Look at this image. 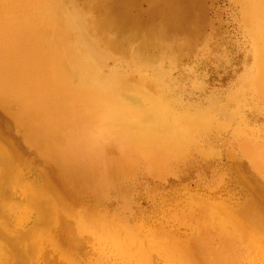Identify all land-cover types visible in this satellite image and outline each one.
Returning <instances> with one entry per match:
<instances>
[{
	"label": "rangeland",
	"instance_id": "374dc122",
	"mask_svg": "<svg viewBox=\"0 0 264 264\" xmlns=\"http://www.w3.org/2000/svg\"><path fill=\"white\" fill-rule=\"evenodd\" d=\"M72 1H62L64 13L83 12L81 10L83 8L78 2L76 0ZM193 1L180 0L184 4L183 25L181 24L180 27H164L163 25L154 27L157 30L156 32L155 29L148 32L147 29L151 25L150 23L156 21H145V18L141 16L138 17L143 20V24L139 28L132 27V21L124 26L118 35V41L121 48L135 51V54H137V62L135 60V63H131L126 59L130 53L129 51L125 52V57L105 51L99 39L89 31H85L83 26L78 24L75 37L79 45L82 42H87L88 46L83 49L82 56L84 57L82 58L91 64L89 72L91 76L87 75L88 77H85L93 84L103 81L114 83V89L122 94V99L139 103L141 101L140 97L136 96L135 92L138 91L147 96L148 89L135 88L130 86L132 84L129 82H126L127 84L122 83L119 78L136 76L138 68H140L142 74L156 85L164 98L174 108L191 109L190 111L194 110L193 112L199 114L208 107L207 109L214 110L221 119L226 121H231L227 106L228 101L237 94V91L243 90L248 96H251V107L248 110L247 123L255 128L260 127L259 129L264 131V101L261 100L251 84L254 76V44L243 22L241 5L235 0ZM141 6L145 7L146 2L141 1ZM187 24L190 25L187 26ZM145 31L153 34L151 36L142 35ZM124 65L127 66V69ZM156 73L160 76H157ZM2 111L0 110V112ZM3 112L2 116L6 114ZM8 114L11 115V113ZM9 116L8 120L4 119L6 115L3 118L4 120L0 119L4 121V124L6 123L5 131L8 132V129L13 130L15 128V133L19 132L17 136L13 133L12 140L15 141L16 139L17 142L21 143H18L19 145H23L22 148L25 146L24 150L26 149L25 152H27L25 154L23 152V157L26 156L27 161L22 156L20 158L22 163H20V159H18L19 162L17 161L16 165L18 168L20 167L18 171L21 173L18 175L20 176L19 182L16 181L18 183L12 181V184L10 181H6L3 183L7 185L1 184L4 188L0 189V196L2 195L0 197L2 201L0 202V238L2 237L0 239V264H7L8 261V264H264V176L250 168L245 157L238 156L239 150H237L236 143L229 135H223L214 143L217 151H219L216 155L205 154L204 151L207 147L201 144L202 152L192 148L188 154L181 155L173 163L172 170L162 175H156V177L145 169H136L128 177L133 181L130 179L121 180L119 190L121 189L122 192H119L118 189H111L108 191L110 194L106 192L105 195L96 197L90 193L86 195L84 193L78 194L74 191V188H67L62 180L63 178L60 179L61 176H57L58 172H56L53 165L46 162L35 142L29 138L21 141L26 135L22 133L23 130L19 125V128L15 127L17 123L12 121L14 119L11 116L9 118ZM9 119H12V124L8 123L10 122ZM136 123L132 122L129 125L130 131H135ZM148 128V138L151 141L161 142L160 145H164L166 143L164 142L165 138L171 134V130L157 127L152 122ZM10 132H8V136L11 134ZM21 133L25 135H21L22 138ZM175 135L176 137H183L185 132L181 131ZM9 139H11V136ZM16 143H13L14 146L18 145ZM0 145H6V143L0 140ZM19 148L21 147L19 146ZM28 150H32L30 151L31 154L28 153ZM233 151L236 153L234 154ZM193 156L194 158H192ZM230 156L232 157L230 158ZM183 157L185 158L182 159ZM240 157L242 160H240ZM38 163L41 165L34 169L33 165L37 167ZM246 163L248 166H246ZM40 166H42V170L39 169ZM43 166L46 169L43 170ZM42 172L52 174L51 179L55 181V183H52V185L55 184L53 186L58 187L59 185H56V183L60 182L58 184L62 189L60 190L58 187L60 191L58 192L55 187L57 190H55L56 196L58 194L59 196L64 195L62 197H66L65 202L68 200L69 204L62 205L58 203L54 194L44 188L43 182L40 180ZM133 174L136 175V179ZM53 175L57 177L54 176V178ZM122 186L125 188L122 189ZM126 187L127 192H130L127 193L129 196H126ZM43 189L45 191L42 194ZM113 191H116L117 195ZM107 193L108 195H106ZM113 194L118 197V200L115 196L113 198ZM118 195H123L124 202L120 200L122 198ZM59 196L57 198H60ZM106 196L107 198H105ZM124 196L131 198L128 201L126 198L125 201ZM199 196L200 199H206L205 203L208 202L207 205L203 204V200H201L202 203L197 201ZM31 199L36 201V204H33ZM88 200L91 202L89 203ZM209 201H212V203L210 204ZM123 203L128 204L125 206ZM218 203L226 207L227 212L216 209ZM45 204L47 206H44ZM52 204L53 206L56 205L54 207L56 213L53 211ZM202 204L204 206H201ZM213 204H216L214 208L211 207ZM43 210L46 212L43 220L37 222L38 213ZM51 214L54 215L56 220H51L53 218ZM225 216L228 217L227 220H225ZM94 217L99 220L97 219V221ZM228 219L231 224L227 223ZM235 221L240 222L242 226ZM234 222L238 225L235 224L239 229L238 231L236 227L233 229ZM107 225H110V227ZM76 227L79 228L76 229ZM242 227L244 229H241ZM115 228L120 231L119 234L114 232L116 231ZM225 229H227V232ZM45 230L49 234L45 233ZM129 230L131 231L129 232ZM243 230L245 237L241 235ZM35 232L38 233L36 238L33 236ZM28 233L30 234L28 235ZM130 233L134 235L131 236ZM30 235H32V240L35 241L27 237ZM116 235L120 236L117 237ZM130 236H135L133 241L132 239L130 241ZM28 240L32 242H28ZM36 240H38V243ZM54 243L58 248L62 245L61 249L54 247ZM29 245L31 251H28L30 249L28 248ZM50 250L52 251L50 252ZM22 251L23 253H21ZM65 254L68 255L67 258ZM14 259L18 261L15 262ZM226 259L228 262H225Z\"/></svg>",
	"mask_w": 264,
	"mask_h": 264
},
{
	"label": "bare ground",
	"instance_id": "6f19581e",
	"mask_svg": "<svg viewBox=\"0 0 264 264\" xmlns=\"http://www.w3.org/2000/svg\"><path fill=\"white\" fill-rule=\"evenodd\" d=\"M62 1L63 0H0V110L5 111H2L4 114L6 113V117L4 118L5 115L3 114L4 116H2V112H0V118L8 120V116L10 115L8 113H11L10 116L14 119L11 120L17 123L15 127L17 128L19 125L23 130L22 133L26 135L20 134V136H25H21V138L23 137L21 141L29 138L35 142L46 162L49 165H53L56 172H58V175L57 173L56 175L59 177L61 176L60 179L63 178L62 180L67 188H74V191L78 194L84 193L86 195L90 193L96 197L105 195V193L111 189H118L120 192L121 189L119 190V187L123 181L122 179L131 180V178L128 177L130 174L132 175L136 169H145L147 172L152 173L153 176L162 175L172 170L173 163L177 161L181 155L188 154L192 148H196L202 152L201 144L207 147L204 151L205 154H218L219 151H217L214 143L223 135H229L236 143L237 150H239L238 156L245 157L250 168L261 174V176H264V131L259 129L260 127L255 128L247 123V114L251 107V96L249 95V97L243 90L237 91V94L232 96L228 101L227 106L231 121H226L221 119L214 110L207 109L208 107L199 114L193 112L194 110L190 111L191 109L183 110L174 108L164 98L156 85L142 74L140 68H138V74L136 76L131 75L126 78L123 77L124 79L119 78L122 83L129 82L132 84L130 86L135 88L142 87L148 89L147 96L141 92H135V95L140 97L141 101L139 103L128 102L125 101L126 99H122V94L114 89V83L103 81L93 84L85 77L87 75L91 76L89 75L91 64L82 58L84 57L82 56V51L88 46L87 42H82L81 45H79L75 37L78 24H80V26L82 25L85 31H89L92 35L96 36L105 51L125 57V52L129 51V49L121 48L118 41V35L124 26H127L129 21H132V27L139 28L141 24H143V20L138 17L141 16L145 18V21H156L155 23H150L151 25H149L147 29L148 32L153 31L155 29L154 27L163 25L164 27H180L181 24L183 25L182 13L184 5L180 0H76L83 8L81 9L83 12H74L75 14H65ZM141 1L146 2L145 7L141 6ZM235 1L238 2L243 9V22L254 44V76L251 84L261 100L264 101V0ZM189 25L187 24V26ZM147 31L142 35L151 36L153 34ZM156 31L155 29V32ZM129 52L126 59L131 63H135L137 54H135L133 50ZM124 67L127 69V66L124 65ZM157 76L160 75L157 74ZM10 116L9 118H11ZM3 120L0 119V122ZM11 120L9 119L10 122H6L10 124ZM132 122H137L135 131L129 130V125ZM151 122L157 127L171 130L170 136L165 138L164 142L166 143L164 145H160L159 143L161 142L151 141L148 138L147 131H149L148 126ZM3 124L4 121L0 123V140H3L6 145H0V186L3 182L10 181L12 183V181L16 182L20 179V176H18L21 174L18 171L20 167L18 168L16 164L18 159L24 156L23 152L24 154L27 152H25L26 149L24 150L25 146L22 148L23 145H19L21 143L17 142L16 139L15 141L12 140L15 128H13V130L7 128L9 130L8 132L12 130L10 132L11 134L8 136L9 133L5 131L6 123L4 124V129L2 128ZM21 129L20 132L22 131ZM181 131L185 132V136L176 137L175 134H179ZM15 134L17 136L19 132L17 131ZM10 136L11 139H9ZM17 139L19 140V138ZM14 142H17L16 144L19 143L18 145L15 144L17 147L14 146ZM19 146L21 148L18 149ZM32 148L30 147V149ZM33 150L35 151L34 148ZM230 150H232V148H230ZM30 151L28 152L29 154H31ZM235 151H233L234 154L236 153ZM38 153L37 155H39ZM232 156H230V158ZM241 157L240 160H242ZM184 158L185 157L182 159ZM192 158H194V156ZM233 159L235 158L233 157ZM24 160H26V158ZM19 161L22 163L21 159ZM243 162L245 163V161ZM39 165L41 164L38 163L37 167L33 165V167H35L34 169L38 168ZM246 166H248L247 163ZM39 169L42 170V166H40ZM44 169L46 168L43 166V170ZM56 175H53V177ZM133 175L135 178L136 175ZM150 177L154 179L152 175H150ZM51 178L52 174L50 175V172H42L40 180L43 182L44 188L54 194L58 203L62 205L66 203L69 204L70 202H67L68 200L65 202L66 197H62L64 195L59 196L58 194L57 196L60 198H57L56 191L60 186V184H58L60 182L58 179L56 185L59 186H53L55 184L52 185V183H55V181ZM3 185L5 186L7 184L3 183ZM2 187L3 186H1L0 189ZM121 188L123 189L125 187L122 186ZM45 189L41 192L42 194ZM61 189L62 188H60V190ZM118 191L117 193L120 194ZM58 192L60 191L58 190ZM114 192L116 194V191H113V193ZM108 193L106 195H108ZM127 193L130 192H127L126 187V196H129ZM115 194H113V198ZM122 196H120L122 198L120 200L124 202ZM116 197L117 196H115V198ZM105 198H107V196ZM126 198L127 197L124 198L125 201ZM130 198L128 197L127 201ZM198 198L199 200L196 198L197 201L201 202V200H203V204L207 205L208 202L205 203L206 199H200V196ZM106 200L108 201V199ZM0 202L2 201L0 200ZM209 202L210 204L212 203V201ZM32 203L36 204V201L32 200ZM127 204L123 203L125 206ZM203 204L201 206H204ZM221 204L223 205L222 202ZM221 204L218 203V205L213 204V206H210L214 208V205H216V209L218 208V210H225L224 212H227V208L221 206ZM30 205L33 206L31 203ZM44 206L47 205L45 204ZM55 206L56 205L53 206L52 204L53 211L55 210ZM228 208L230 207L228 206ZM230 212L228 213L231 214ZM44 213H46L44 210L42 212L39 211V215L37 218L35 217L37 222L43 220ZM225 217V220H227L229 215ZM53 218H55L54 215ZM53 218L51 220H56V218ZM95 218L96 217H94V219ZM48 219L50 220V218ZM97 219L98 218H96V220ZM121 219L123 220L124 218L122 217ZM220 219L222 218L220 217ZM260 221L262 222V220ZM228 222L229 219L227 223ZM235 222L233 229L237 224H240V222H236L237 224ZM229 224L231 223L229 222ZM107 226L110 227V225ZM77 228L79 227H76V229ZM236 229L237 231L239 230L237 227ZM241 229L244 228L242 227ZM131 230H129V232ZM133 230L135 232V229ZM225 230L227 232V229ZM37 232H35L36 235H33L35 238L38 236ZM44 232L47 233L46 230ZM114 232L120 233L119 230ZM31 233L33 232L31 231ZM241 233V235L245 237L244 230ZM29 234L30 233H28V235ZM47 234H49V232ZM133 235L131 234V236ZM30 236L27 237L32 240V235ZM40 236L42 237L43 235ZM260 236L262 235L260 234ZM134 237H131L130 241L131 239L133 241ZM31 240H28V242ZM36 241L38 243V240ZM55 244L56 243H54V247L56 246ZM61 247L57 248L61 249ZM28 248H30L28 251H31L30 245ZM34 251L37 252L36 250ZM51 251L52 250H50V252ZM21 253H23V251ZM27 254L24 255L26 256ZM35 255L37 256V254ZM65 256L67 258L68 255L65 254ZM188 257L192 260L189 255ZM189 261H187V263H189ZM225 262H228L227 259Z\"/></svg>",
	"mask_w": 264,
	"mask_h": 264
}]
</instances>
